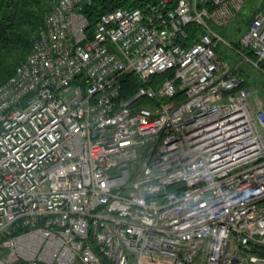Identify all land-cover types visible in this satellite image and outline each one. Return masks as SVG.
<instances>
[{
	"label": "built area",
	"instance_id": "built-area-1",
	"mask_svg": "<svg viewBox=\"0 0 264 264\" xmlns=\"http://www.w3.org/2000/svg\"><path fill=\"white\" fill-rule=\"evenodd\" d=\"M91 1L54 0L0 84V264H264V102L237 71L264 74V7L233 67L215 27L248 0L116 8L90 31Z\"/></svg>",
	"mask_w": 264,
	"mask_h": 264
},
{
	"label": "trees",
	"instance_id": "trees-1",
	"mask_svg": "<svg viewBox=\"0 0 264 264\" xmlns=\"http://www.w3.org/2000/svg\"><path fill=\"white\" fill-rule=\"evenodd\" d=\"M156 1L92 0L83 4L82 12L89 22V30L92 31L101 15L106 12L116 8H139L142 11H148L149 5ZM53 2L54 0H0V84L14 72L16 66L32 51L33 39L42 28L44 17ZM259 9L261 8L250 12L240 11L236 17L238 23L235 28L226 29V26L215 27L231 43L233 53L221 50V43L216 46V51L219 56L227 60L233 67L240 61V56L235 52V49L239 47L240 35L249 27L254 14ZM201 31L202 28L199 25L190 23L186 26L187 38H180L179 41L189 45ZM249 54L252 58H255L254 55ZM237 71L243 79L244 85H258L261 88V97L264 102L263 72L249 63H241L237 67ZM171 75V73H164L154 76L152 81L158 83ZM121 82V96L126 98L134 95L138 88L143 85L142 80L135 73L124 74ZM181 98H183V94L182 91H179L176 99L179 100ZM143 102L146 104L152 103V101L145 100ZM253 251L264 255V248H254Z\"/></svg>",
	"mask_w": 264,
	"mask_h": 264
},
{
	"label": "rangeland",
	"instance_id": "rangeland-1",
	"mask_svg": "<svg viewBox=\"0 0 264 264\" xmlns=\"http://www.w3.org/2000/svg\"><path fill=\"white\" fill-rule=\"evenodd\" d=\"M263 6H264V0H248V1L246 2V4L244 5L242 11L250 12V11L255 10V9H257V8H262ZM237 23H238V19L236 18V19L233 20L230 24L226 25L225 28H226V29H227V28H229V29L235 28L236 25H237ZM220 49H221V50H225V51L227 50V51H229L230 53H231V52L233 53L232 48H231V47H228V46H227L226 44H224V43H221V44H220Z\"/></svg>",
	"mask_w": 264,
	"mask_h": 264
}]
</instances>
